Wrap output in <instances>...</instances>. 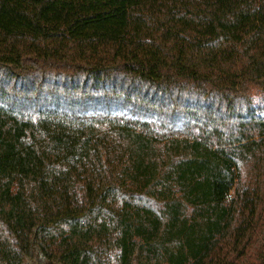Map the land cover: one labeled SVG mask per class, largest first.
I'll return each instance as SVG.
<instances>
[{
	"label": "trees",
	"instance_id": "16d2710c",
	"mask_svg": "<svg viewBox=\"0 0 264 264\" xmlns=\"http://www.w3.org/2000/svg\"><path fill=\"white\" fill-rule=\"evenodd\" d=\"M264 0H0V264H264Z\"/></svg>",
	"mask_w": 264,
	"mask_h": 264
},
{
	"label": "rangeland",
	"instance_id": "374dc122",
	"mask_svg": "<svg viewBox=\"0 0 264 264\" xmlns=\"http://www.w3.org/2000/svg\"><path fill=\"white\" fill-rule=\"evenodd\" d=\"M251 96H252V101L254 103L256 104L258 103L263 106V112H264V90L259 92H253Z\"/></svg>",
	"mask_w": 264,
	"mask_h": 264
}]
</instances>
